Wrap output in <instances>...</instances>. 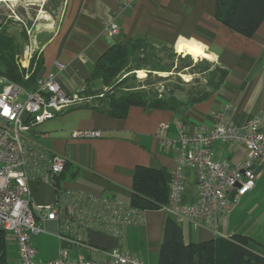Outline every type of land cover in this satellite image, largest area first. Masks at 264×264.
I'll return each mask as SVG.
<instances>
[{"label":"crops","instance_id":"0c3cea01","mask_svg":"<svg viewBox=\"0 0 264 264\" xmlns=\"http://www.w3.org/2000/svg\"><path fill=\"white\" fill-rule=\"evenodd\" d=\"M125 1L65 0L58 25L40 49L43 67L37 79L54 73L65 92L81 94L94 65L114 43L144 38L175 46L176 51V45L185 42L186 50L209 55L228 71L221 85L183 112L136 104L125 116L114 117L91 104H78L35 126L29 138L67 157L68 165L60 181L65 188L112 196L132 204L138 166L170 173L176 167L174 148L163 145L156 137L162 123L169 124L166 136L176 138L179 123L190 133H197L203 125L213 126L215 115L221 112L225 124L241 123L259 115L264 132V21L252 36H244L216 17L217 0H135L124 6ZM113 20L120 26L115 38L104 31V26ZM57 61L64 64L61 70L55 65ZM84 129L101 130L102 136H71L73 130ZM213 148L216 161L227 159L232 166L246 156V149L239 144L216 143ZM198 196L199 190L194 196L183 192L180 202L193 203ZM168 215L171 214L162 208L147 210L145 223L125 227L120 238L89 232L83 238L92 248L71 242L73 245L66 248L68 258L107 260L108 252L118 247L147 264H158ZM180 225L186 242L216 237L206 224L196 229L185 220ZM219 232L224 237L244 234L264 247V172L257 173L255 188L225 214ZM5 241L6 258L0 264H19L16 240L6 233ZM62 241L58 233L34 235L36 260L56 258L63 248Z\"/></svg>","mask_w":264,"mask_h":264},{"label":"built area","instance_id":"2783aa9c","mask_svg":"<svg viewBox=\"0 0 264 264\" xmlns=\"http://www.w3.org/2000/svg\"><path fill=\"white\" fill-rule=\"evenodd\" d=\"M135 0H126L124 6ZM104 31L115 38L120 33L116 21L107 23ZM61 70L62 62H55ZM28 77V75L26 76ZM79 93L69 94L60 86L56 75L38 78L29 89L0 75V229L16 240L19 264H147L142 259L124 253L120 248L108 252L107 260H70L62 248L54 259L39 262L33 237L48 232L47 219L57 220L62 240L78 243L90 249L83 236L98 232L115 238L125 227L145 223L147 210L107 195L65 188L58 178L68 163L65 155L54 153L29 138L38 124L55 117L66 109L84 103ZM223 113L215 115L213 126L203 125L190 133L179 123L176 138H168V123H162L156 137L176 152V167L171 171L169 202L162 209L177 222L189 220L196 229L208 225L215 236H224L219 226L225 214L239 203L241 197L255 188L256 175L264 172L263 119L254 115L241 123L225 124ZM73 138H97V129L73 130ZM234 143L246 149V156L235 165L227 159L215 160L214 144ZM197 173L198 199L182 204L185 189L183 168ZM42 180L56 189V202L36 205L31 197L29 181Z\"/></svg>","mask_w":264,"mask_h":264},{"label":"trees","instance_id":"16d2710c","mask_svg":"<svg viewBox=\"0 0 264 264\" xmlns=\"http://www.w3.org/2000/svg\"><path fill=\"white\" fill-rule=\"evenodd\" d=\"M216 17L234 31L252 36L264 21V0H217ZM151 47L152 44L144 38L114 43L94 65L87 87L80 94L86 100L84 104H91L95 109L114 117L125 116L130 106L136 104L183 112L194 103L206 99L227 76L228 71L220 67L207 80L209 89L196 86L187 91L186 99L178 97L176 91L179 86L169 92L159 89L146 91L143 88L117 93L126 81V78L120 79L121 74L134 68L143 69L147 59L145 55ZM20 50L14 36L0 32V75L33 89L43 61L41 56L34 59L32 64L36 63L35 69L25 78V69L15 60V55ZM166 68L168 67H164ZM95 79H101L108 89H93ZM178 79L181 81V78ZM195 81L199 82L200 78ZM62 174L58 178L59 182ZM170 188V171L138 166L134 176L132 205L141 210L161 209L169 202ZM5 238L6 232L0 229V263L6 258ZM158 264H264V247L244 234L216 236L214 239L189 243L185 240L180 223L168 215L164 222Z\"/></svg>","mask_w":264,"mask_h":264},{"label":"rangeland","instance_id":"374dc122","mask_svg":"<svg viewBox=\"0 0 264 264\" xmlns=\"http://www.w3.org/2000/svg\"><path fill=\"white\" fill-rule=\"evenodd\" d=\"M64 3L65 0H0V32L14 36L21 47L15 55V60L25 69V78L35 69L36 63L32 64L34 59L37 60L40 56L42 44L58 25ZM150 43L152 47L145 55V67H132L133 70L124 71L120 79L126 78V81L117 93L143 88L146 91L159 89L169 92L179 86L176 91L178 97L186 99L187 91L196 86L209 89L207 80L220 68L209 55L201 54L202 52L197 50L178 53L175 46ZM155 75L164 78L158 79ZM196 78H200V81L196 82ZM92 87L95 90L108 89L104 87L101 79H95ZM185 174L184 194L194 196L199 190L197 173L188 167Z\"/></svg>","mask_w":264,"mask_h":264},{"label":"water","instance_id":"95a60500","mask_svg":"<svg viewBox=\"0 0 264 264\" xmlns=\"http://www.w3.org/2000/svg\"><path fill=\"white\" fill-rule=\"evenodd\" d=\"M29 187L32 200L36 205L47 206L56 202V189L51 184L42 180H30ZM44 227L50 233L57 234L59 232V224L57 220H45ZM62 245L63 248H67L68 245L73 244L68 240H63Z\"/></svg>","mask_w":264,"mask_h":264},{"label":"bare ground","instance_id":"6f19581e","mask_svg":"<svg viewBox=\"0 0 264 264\" xmlns=\"http://www.w3.org/2000/svg\"><path fill=\"white\" fill-rule=\"evenodd\" d=\"M182 41V40H181ZM184 42V41H183ZM177 46V51L178 52H183L184 50L187 49L188 47V44H186L185 42L184 43H179L176 45ZM190 47V46H189Z\"/></svg>","mask_w":264,"mask_h":264}]
</instances>
